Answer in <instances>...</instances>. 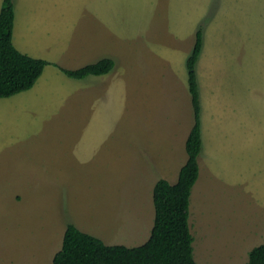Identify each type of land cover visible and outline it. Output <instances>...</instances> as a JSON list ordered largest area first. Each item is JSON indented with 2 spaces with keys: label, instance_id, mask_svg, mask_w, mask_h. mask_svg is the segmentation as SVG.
<instances>
[{
  "label": "rangeland",
  "instance_id": "374dc122",
  "mask_svg": "<svg viewBox=\"0 0 264 264\" xmlns=\"http://www.w3.org/2000/svg\"><path fill=\"white\" fill-rule=\"evenodd\" d=\"M13 2L20 52L65 68L102 57L114 66L77 80L51 63L31 91L0 98V264H52L67 223L106 244L149 237L152 187L167 174L176 179L186 160L193 116L185 60L198 25L194 256L245 264L264 242V0ZM56 24L61 32H49ZM83 84L91 95L75 101ZM50 130L68 133L50 138Z\"/></svg>",
  "mask_w": 264,
  "mask_h": 264
},
{
  "label": "trees",
  "instance_id": "16d2710c",
  "mask_svg": "<svg viewBox=\"0 0 264 264\" xmlns=\"http://www.w3.org/2000/svg\"><path fill=\"white\" fill-rule=\"evenodd\" d=\"M13 0H2L0 6V98H7L33 87L49 61L20 52L12 43ZM203 30L198 25L194 43L185 60L187 86L193 123L185 140L186 160L171 183L158 178L152 188L154 208L149 237L140 245L105 244L98 237L67 223L60 248L52 264H197L193 258V236L190 233L189 198L198 178L197 158L202 150L201 103L196 64L203 47ZM114 66L110 57H102L78 68L59 67L72 79L107 74ZM245 264H264V242L248 252Z\"/></svg>",
  "mask_w": 264,
  "mask_h": 264
},
{
  "label": "crops",
  "instance_id": "0c3cea01",
  "mask_svg": "<svg viewBox=\"0 0 264 264\" xmlns=\"http://www.w3.org/2000/svg\"><path fill=\"white\" fill-rule=\"evenodd\" d=\"M1 1L2 0H0V6H1ZM14 3V2H13ZM14 19H15V6H14ZM31 19V22L32 23H34V24H41V22L42 21H44V20H42V19H38V18H30ZM51 20L52 19H48V21H47V23L46 22H44V24H43V26H45V25H48V26H50V24H52V22H51ZM58 21V20H57ZM61 21V22H60ZM60 21H58L59 23H62V24H65L66 22H67V20H61L60 19ZM58 22H56L55 20H53V23H58ZM24 24H25V22H24ZM57 25V27L55 28V27H49V32H61L60 31V28L58 27V25L59 24H56ZM66 26H67V24H65ZM41 28L42 27H38L37 29H33V28H29V29H32V30H41ZM45 27H43V29H44ZM19 35H20V33H19ZM27 52V51H26ZM77 55H73L74 56V58H81V56H79L78 54H80V52L79 53H76ZM93 53L92 52H89V54H87L86 52H83L82 53V57H84V56H89V55H92ZM39 58V57H38ZM49 58V57H48ZM86 58H89V57H86ZM44 59V58H43ZM83 59H85V58H82V60ZM100 59V58H99ZM47 60V59H46ZM55 60V59H54ZM47 61H49V60H47ZM96 61V60H95ZM91 62H94V61H90V62H87V63H91ZM52 63V64H51ZM87 63H84V64H87ZM50 64L52 65V66H54V67H56V68H58L59 69V67L58 66H60V67H62L61 65H63V67L65 68L67 65H65L63 62H61V64H60V61H57V60H55V62H52V61H49V64H47L46 66H45V69L47 68V66H50ZM83 64V65H84ZM82 66V65H81ZM80 67V66H79ZM67 68H71V69H74V68H72L71 66H68ZM78 68V67H77ZM60 70V69H59ZM42 75V74H41ZM40 78V77H39ZM39 78H38V80H39ZM84 79V78H83ZM77 80H79V79H77ZM76 80V82H73V85L74 84H76L78 81ZM80 80H82V79H80ZM39 82V81H38ZM37 82V83H38ZM82 82V81H81ZM83 83V82H82ZM39 85V84H38ZM36 86H37V84H36ZM83 86L85 87V89H83V87H82V91H81V94H80V96H78L75 92H73L74 93V95L75 96H73V98H75V101H81L82 99H84V100H88L86 97H88V96H90L91 94L89 93V92H87V89H89V86L87 85V84H83ZM30 91H31V89H30ZM81 95H82V98H81ZM83 95L85 96V97H83ZM65 96L68 98V95H65V93H62L61 94V96L59 97V100L58 101H63L64 100V98H65ZM77 96V97H76ZM81 98V99H79V100H77L78 98ZM57 101V102H58ZM36 103H34L33 105H35ZM26 113V110H25V112L22 114V115H20V116H24V114ZM191 128V127H190ZM190 130V129H189ZM49 133H51L50 135H49V137L50 138H52V137H60V136H63V134H65V133H68V132H58V131H56V130H50L49 131ZM188 133H189V131H188ZM188 133H187V135H188ZM187 137V136H186ZM186 140V139H185ZM184 145H185V142H184ZM199 165V164H198ZM200 167V166H199ZM177 175H178V173H177ZM198 175H199V173H198ZM167 177H169V180L168 179H166V178H164V179H166V180H168L169 182H171V183H173V182H175L176 181V179H174V177H173V179H172V175H166ZM196 183V182H195ZM194 183V184H195ZM194 186V185H193ZM153 188V187H152ZM192 189H193V187H192ZM192 192V191H191ZM190 197H191V194H190ZM189 216H190V210H189ZM188 223H189V217H188ZM152 227V226H151ZM189 228H190V225H189ZM190 231H191V229H190ZM86 233H88V232H86ZM92 235V234H91ZM191 235H192V232H191ZM193 236V235H192ZM104 242V241H103ZM105 243V242H104ZM106 244V243H105ZM108 245H113V244H108ZM193 258H194V260H195V262L197 263V264H200L199 262H198V260L196 259L197 257L196 256H194V248H193Z\"/></svg>",
  "mask_w": 264,
  "mask_h": 264
}]
</instances>
